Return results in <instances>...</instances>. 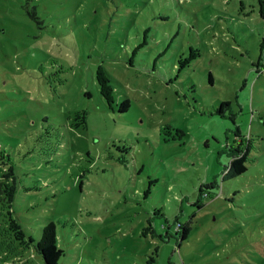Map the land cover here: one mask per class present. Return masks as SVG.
Returning <instances> with one entry per match:
<instances>
[{
	"label": "rangeland",
	"instance_id": "374dc122",
	"mask_svg": "<svg viewBox=\"0 0 264 264\" xmlns=\"http://www.w3.org/2000/svg\"><path fill=\"white\" fill-rule=\"evenodd\" d=\"M258 9L0 0V182L11 165L25 239L53 222L57 264H264ZM238 141L246 170L222 180ZM7 234L0 264H43Z\"/></svg>",
	"mask_w": 264,
	"mask_h": 264
},
{
	"label": "trees",
	"instance_id": "16d2710c",
	"mask_svg": "<svg viewBox=\"0 0 264 264\" xmlns=\"http://www.w3.org/2000/svg\"><path fill=\"white\" fill-rule=\"evenodd\" d=\"M263 1L259 0V9L258 14L261 18L264 19V7H263ZM264 45L260 46V52ZM100 73V72H99ZM256 73H258V64L256 65ZM108 79V78H107ZM105 79L99 78L100 83V90L101 94H103L105 100L108 104L111 103V97L108 96L107 93L108 90L106 86H103L102 81ZM211 81V78L209 77V82ZM223 105H226L225 102H222L220 104L219 109L216 111L217 113H222ZM129 107V101L125 99L120 107L119 112H125ZM84 112H82V118H84ZM238 136V135H237ZM238 138H241L238 136ZM242 142H237L234 149H232L231 155H230V161L227 166V168L224 170V174L222 176V180L234 178L240 174H242L246 170L245 163L247 161V156L249 153L248 147L241 148ZM5 181L0 182V222L4 225H6L5 229L0 228V236L2 235V231L8 233L7 238L8 241L11 242H17L18 246L22 249L28 248L29 245H31L34 249V251L40 256L43 264H57L58 259L63 255V251L59 249L56 245V233H55V225L53 222H47L44 226L40 228L39 238L36 242H34L31 238L25 239V236L20 229V226L16 222V220L13 218V211L11 209L13 198L15 195V185H14V179H13V171L12 166L10 165L6 172L3 174ZM213 185L210 184L207 187H212ZM200 192H202L200 190ZM206 194V193H205ZM198 208L199 206L195 204ZM178 225L179 229V240L180 242L186 238V235L189 232V226L188 225ZM178 233V231H177ZM13 239H10V238ZM14 240V241H12ZM9 243V242H8ZM179 244H176V248H178ZM18 252V253H17ZM21 251H14V255L16 256L15 259H13L12 264H27L28 260H26L21 254H19ZM11 264V263H9Z\"/></svg>",
	"mask_w": 264,
	"mask_h": 264
},
{
	"label": "built area",
	"instance_id": "2783aa9c",
	"mask_svg": "<svg viewBox=\"0 0 264 264\" xmlns=\"http://www.w3.org/2000/svg\"><path fill=\"white\" fill-rule=\"evenodd\" d=\"M263 7H264V1H263ZM258 68H264V47L260 52Z\"/></svg>",
	"mask_w": 264,
	"mask_h": 264
}]
</instances>
